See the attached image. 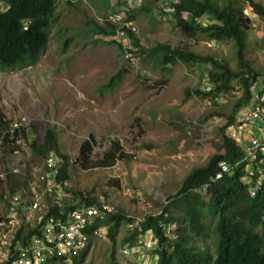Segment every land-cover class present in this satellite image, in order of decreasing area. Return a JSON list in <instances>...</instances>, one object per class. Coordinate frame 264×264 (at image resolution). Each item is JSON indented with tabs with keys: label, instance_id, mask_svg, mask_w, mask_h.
I'll return each mask as SVG.
<instances>
[{
	"label": "rangeland",
	"instance_id": "1",
	"mask_svg": "<svg viewBox=\"0 0 264 264\" xmlns=\"http://www.w3.org/2000/svg\"><path fill=\"white\" fill-rule=\"evenodd\" d=\"M216 1L219 6L233 1L243 7V14L249 18L246 58L263 79L264 18L253 14L242 0ZM253 1L264 6V0ZM111 5L112 0H73L71 5L59 0L55 8L58 21L50 29L44 53L31 66L0 71V111L8 120L26 116L31 127L25 149L17 156L0 159L1 168L19 170L8 174L3 194L9 195L14 185L24 186L23 181L33 176L31 168L41 166L43 158L32 153L30 143L33 139L43 140L47 129L56 133L60 153L73 160L65 179L72 200L81 202L77 195L81 192L129 216L160 215L164 206H169V196L179 190L189 172L203 167L220 150L219 128L226 123L240 94L219 93L212 102L197 95L187 97V89L210 88L206 67L182 62L163 67L155 56L148 57L137 47L140 60L130 65L116 43L97 34L95 25L105 24ZM163 6L164 2L150 1L143 4L144 10L131 11L136 26L134 36L142 50L169 44L212 56L236 70L231 40L193 38L178 27L172 15L160 11ZM164 10L170 11L166 6ZM69 36L73 39L62 51V43ZM121 70L119 83L107 89L110 78ZM247 128L253 135L260 130L252 122ZM88 138L93 141L92 160L100 159L112 141L119 142L123 157L109 167L83 168L75 159L81 143ZM240 146L241 160H246L249 146L246 141ZM252 165L244 163L243 170ZM3 194L0 216L7 204ZM207 223L208 234L195 239L192 245L212 253L213 220L208 217ZM113 228L108 225L106 238H94L92 249L83 256L80 252L73 264H129L120 252L128 231L123 224L114 231ZM46 264L64 263L50 259Z\"/></svg>",
	"mask_w": 264,
	"mask_h": 264
},
{
	"label": "trees",
	"instance_id": "2",
	"mask_svg": "<svg viewBox=\"0 0 264 264\" xmlns=\"http://www.w3.org/2000/svg\"><path fill=\"white\" fill-rule=\"evenodd\" d=\"M1 1L9 8L0 10V71L21 70L33 65L44 53L50 38V29L58 21L55 8L59 0ZM64 1L71 5L73 0ZM150 1L164 2L160 11L172 15L178 27L193 38L203 36L208 41L216 42L231 40L237 68L231 70L225 63L212 56L200 55L164 43L142 50L136 37L128 32L133 46L144 51L148 57L155 56L163 67L172 66L177 62L205 66L210 88L207 91L187 89V97L197 95L212 102L219 93L235 94L236 90L240 92V97L227 116L226 123L219 128L220 150L212 155L203 167L194 168L189 172L179 190L169 196V206H164L160 215H146L139 227L128 231L122 241L123 245H134L141 235L152 234L156 242L148 253L156 258L155 264H264V185L254 197L249 195L248 186L241 180L244 174L243 164L248 161L241 160L243 151L228 132L237 124V112L255 96L264 105V78H259V71L252 68L246 58L249 18L243 14V7L233 1L219 6L216 0H177L176 3L172 0H143L144 3ZM243 2L251 7L253 14L264 18L262 4L253 0H242ZM165 6L170 11L166 12ZM141 9L144 10V7ZM95 27L99 36L110 38L122 52V45L112 38L113 26L105 24ZM57 33L61 34L59 29ZM72 39L71 36L64 39L62 51L67 49ZM122 75V70L113 75L106 88L112 89L116 86ZM161 83L164 84V81ZM8 124L9 121L0 111V130L6 129ZM8 137L9 133H6L3 142H7ZM56 137L52 129H47L43 140L33 139L30 148L32 153L40 158L46 157L50 152L63 156L67 161L58 171L57 179L65 180L70 162L66 155L60 153ZM13 149L5 147L3 157L8 158ZM92 149V139L84 140L75 162L83 168H105L123 157L118 141H112L109 149L98 160L91 159ZM259 159L260 156H256L254 165L260 164ZM222 161L236 166L232 172L224 174L222 179L212 181L219 169L218 164ZM23 183L26 185L25 181ZM16 187L12 186L10 191L13 192ZM77 195L81 199L79 205L97 204L96 199L81 192ZM208 217L213 220L212 253L192 245L195 239L208 234ZM130 220L122 210L117 209L115 216L110 217L108 221H114V231L120 222L122 224V221ZM171 226L174 228L170 237L167 231ZM22 231L23 229L19 230L17 239ZM34 232L27 229L28 234Z\"/></svg>",
	"mask_w": 264,
	"mask_h": 264
},
{
	"label": "built area",
	"instance_id": "3",
	"mask_svg": "<svg viewBox=\"0 0 264 264\" xmlns=\"http://www.w3.org/2000/svg\"><path fill=\"white\" fill-rule=\"evenodd\" d=\"M127 11L125 8L118 13H110L107 20L116 25L115 39L122 44L124 57L133 66L138 63L139 57L134 52L127 32L136 33V27L131 21L123 22ZM235 94L239 95L240 92L236 90ZM246 108L248 111H245ZM239 111L237 124L230 136L240 145L246 141L249 146L248 162L253 163L256 156H260V164L253 163L241 177L248 186L249 195L254 197L264 185V105L255 96L243 111ZM249 122L259 125L260 130L255 135L247 128ZM30 129L28 118L19 115L9 121L6 129L0 130L1 160L5 147L14 148L12 154L15 156L25 149ZM6 133H9V139L3 142ZM66 161L63 156L50 152L43 158L40 167L31 168L33 176L26 185L16 188L9 195L3 194L2 188L8 174H16L19 170L7 171L0 167V194L7 199L5 213L0 216V264H46L50 259L73 264V259L80 252L92 249L94 238H106L108 225L114 223L108 220L115 216L117 208L102 200L97 201V204L80 205L72 200L66 189V180L57 179V173ZM68 162L72 163L73 160L68 159ZM235 166L220 162L212 181L222 179ZM126 216L131 218L130 221H122L127 231H133L144 222L142 216ZM21 229L22 234L17 239ZM27 229L35 232L28 234ZM171 230L173 228L167 231L169 235L172 234ZM155 242L152 234L141 235L136 244H124L120 252L129 264H155L156 258L148 253L154 248ZM139 257H142L140 261Z\"/></svg>",
	"mask_w": 264,
	"mask_h": 264
},
{
	"label": "clouds",
	"instance_id": "4",
	"mask_svg": "<svg viewBox=\"0 0 264 264\" xmlns=\"http://www.w3.org/2000/svg\"><path fill=\"white\" fill-rule=\"evenodd\" d=\"M112 2H113V5H111L112 6V8L111 9H107V12H106V15H105V18H104V21H105V24H108V25H111V26H113V31H114V35L112 36V38L116 41V42H118L116 39H115V29H116V25L115 24H113V23H111V22H109L108 20H107V16L110 14V13H118V12H120L122 9H125V8H127V12H126V16L124 17V19H123V22H128V21H131V22H133L134 24H135V22H134V17H133V14L131 13V11H136V9H137V11L136 12H138L139 10H141V8L143 7V4H144V2H143V0H112ZM9 7H8V5H6L5 3H3L1 0H0V10H6V9H8ZM189 17V16H188ZM193 19V21L194 22H196V20L194 19V18H192ZM104 24V25H105ZM103 25V26H104ZM136 27V26H135ZM129 32V31H128ZM127 32V33H128ZM133 35H135V33H133V32H131ZM128 37H129V35H128ZM111 38V39H112ZM112 39V40H113ZM129 39L131 40V38L129 37ZM118 43H120V42H118ZM131 43H132V40H131ZM121 44V43H120ZM122 45V44H121ZM132 45H133V43H132ZM134 47V46H133ZM134 49H135V54L139 57V60H140V56H139V54L138 53H136V48L134 47ZM122 54H123V57H124V52H123V48H122V52H121ZM124 59H125V57H124ZM126 60V59H125ZM128 62V61H127ZM2 112V111H1ZM3 113V112H2ZM4 114V113H3ZM4 116H5V114H4ZM6 117V116H5ZM7 118V117H6ZM7 120H8V118H7ZM8 121H10V120H8ZM30 123V122H29ZM233 128V127H232ZM231 131V130H230ZM230 134V133H229ZM234 139V138H233ZM235 140V139H234ZM238 144V143H237ZM239 146H240V144H238ZM241 147V146H240ZM84 255V253H82V256Z\"/></svg>",
	"mask_w": 264,
	"mask_h": 264
},
{
	"label": "crops",
	"instance_id": "5",
	"mask_svg": "<svg viewBox=\"0 0 264 264\" xmlns=\"http://www.w3.org/2000/svg\"><path fill=\"white\" fill-rule=\"evenodd\" d=\"M142 259V257H139V260Z\"/></svg>",
	"mask_w": 264,
	"mask_h": 264
}]
</instances>
